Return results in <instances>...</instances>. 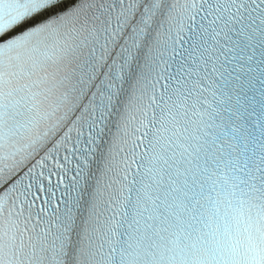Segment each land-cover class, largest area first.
I'll return each mask as SVG.
<instances>
[{"label":"snow or ice","instance_id":"obj_1","mask_svg":"<svg viewBox=\"0 0 264 264\" xmlns=\"http://www.w3.org/2000/svg\"><path fill=\"white\" fill-rule=\"evenodd\" d=\"M0 264H264V0H0Z\"/></svg>","mask_w":264,"mask_h":264}]
</instances>
